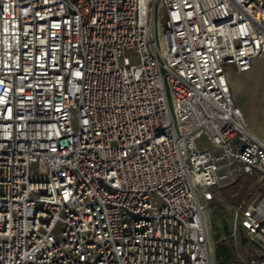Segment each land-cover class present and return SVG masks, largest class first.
Returning <instances> with one entry per match:
<instances>
[{"label": "built area", "instance_id": "built-area-1", "mask_svg": "<svg viewBox=\"0 0 264 264\" xmlns=\"http://www.w3.org/2000/svg\"><path fill=\"white\" fill-rule=\"evenodd\" d=\"M256 58L264 0H0V264H211L204 204L243 177L228 264H264V143L226 77Z\"/></svg>", "mask_w": 264, "mask_h": 264}, {"label": "rangeland", "instance_id": "rangeland-1", "mask_svg": "<svg viewBox=\"0 0 264 264\" xmlns=\"http://www.w3.org/2000/svg\"><path fill=\"white\" fill-rule=\"evenodd\" d=\"M155 23L157 39H159L162 26L159 13L155 15ZM255 82L254 87H244L243 91H239L238 99L235 98L234 90L231 89L232 97L237 107L239 106L244 110L245 107L252 105L254 101L257 103L256 105L264 107V72L261 73ZM166 89L168 101L170 107H172V95L167 83ZM256 114L259 121L262 113ZM262 115L264 116V112ZM197 146L200 148L199 143H197ZM251 183L250 178L243 177L236 179L235 184L227 189H211L215 197L212 202L204 204V219L207 228L211 264H218V261L223 264L226 253H228L232 262L245 263L247 261L248 246L245 243L244 233L237 232L235 235L232 233V209L233 206L247 197V189ZM252 186H255V184H252ZM261 191L264 193V184L261 187Z\"/></svg>", "mask_w": 264, "mask_h": 264}, {"label": "crops", "instance_id": "crops-1", "mask_svg": "<svg viewBox=\"0 0 264 264\" xmlns=\"http://www.w3.org/2000/svg\"><path fill=\"white\" fill-rule=\"evenodd\" d=\"M264 72V58H256L252 61L251 69L245 73H238L233 67H229L226 72V77L230 86V89L234 90L235 98H239V91H243L244 87H254L258 77ZM255 82V83H254ZM255 101L249 107H245L244 110L239 106L242 112L246 128L250 134L264 143V107L256 105ZM254 112V114H253ZM256 113H262L259 121Z\"/></svg>", "mask_w": 264, "mask_h": 264}, {"label": "trees", "instance_id": "trees-1", "mask_svg": "<svg viewBox=\"0 0 264 264\" xmlns=\"http://www.w3.org/2000/svg\"><path fill=\"white\" fill-rule=\"evenodd\" d=\"M214 197H215V196H214ZM230 262H232V261L230 260L228 253H226V256H225V262H224L223 264H228V263H230ZM218 264H221V263L218 261Z\"/></svg>", "mask_w": 264, "mask_h": 264}, {"label": "bare ground", "instance_id": "bare-ground-1", "mask_svg": "<svg viewBox=\"0 0 264 264\" xmlns=\"http://www.w3.org/2000/svg\"><path fill=\"white\" fill-rule=\"evenodd\" d=\"M158 24V23H157Z\"/></svg>", "mask_w": 264, "mask_h": 264}]
</instances>
